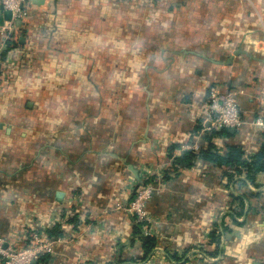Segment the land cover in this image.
Wrapping results in <instances>:
<instances>
[{
    "label": "crops",
    "instance_id": "0c3cea01",
    "mask_svg": "<svg viewBox=\"0 0 264 264\" xmlns=\"http://www.w3.org/2000/svg\"><path fill=\"white\" fill-rule=\"evenodd\" d=\"M27 11L17 59L0 48L14 62L0 76V239L18 248L25 230L59 233L34 264H264V174L174 164L195 140L220 155L260 149L264 0H45ZM210 85L238 93L244 125L230 135L202 131ZM154 180L157 244L139 262L132 219L113 208Z\"/></svg>",
    "mask_w": 264,
    "mask_h": 264
},
{
    "label": "built area",
    "instance_id": "2783aa9c",
    "mask_svg": "<svg viewBox=\"0 0 264 264\" xmlns=\"http://www.w3.org/2000/svg\"><path fill=\"white\" fill-rule=\"evenodd\" d=\"M156 2L160 0H154ZM28 7H33L29 0H0V48L6 45L8 41L14 39L13 34L16 32L15 21L22 22L28 17ZM8 11L11 14V20L7 21L2 18L3 12ZM15 40V39H14ZM2 46V47H1ZM16 55V56H15ZM13 57H16L15 53ZM12 60L1 59L0 49V76L8 74L14 62ZM16 61V60H15ZM238 93L224 87L218 89L211 85L208 88L206 100L203 103V130L210 132L212 130H238L243 125L241 110L237 99ZM261 105L257 115L252 120L251 125L264 131V94L259 97ZM197 138V137H196ZM181 151H198L199 145L197 140L192 143L181 146ZM161 182L151 181L146 185L136 189L130 201L122 202L117 209L128 213L133 223L140 224L143 236L156 237L155 231L151 228L152 220L146 212V204L151 197L160 190ZM20 247L6 244L0 239V264H31L39 260L42 256L52 254L53 245L61 242L60 237H52L45 232L35 233L24 231L22 237H18Z\"/></svg>",
    "mask_w": 264,
    "mask_h": 264
},
{
    "label": "trees",
    "instance_id": "16d2710c",
    "mask_svg": "<svg viewBox=\"0 0 264 264\" xmlns=\"http://www.w3.org/2000/svg\"><path fill=\"white\" fill-rule=\"evenodd\" d=\"M143 3V2H142ZM142 3L141 6H142ZM5 52L7 54L14 56L17 53L18 44L14 41H8L6 43ZM5 56H2L1 52V59L5 60ZM14 65V64H13ZM11 75L10 69L8 74H6V78H9ZM211 86V85H210ZM214 135H230L228 130L221 129V130H212L209 132V136L212 137ZM262 136V143L260 149L253 155L249 157H244V151L241 146L238 145H228L225 149V154L220 155L214 149L213 145L209 144L207 150H200L197 153L194 151H184L180 157L175 158L174 164L184 165L186 167L191 165V162L195 161L196 159H204L208 162L213 163L218 167H225L228 169H234L236 174L241 172V169L245 172V176L247 180L252 181L257 174L263 173L264 174V131L261 134ZM229 177V173H227ZM133 191L131 193V198L134 195ZM130 198V199H131ZM130 199L128 201H130ZM133 222V221H132ZM133 234L132 236L140 243V248L142 250V255L140 256L141 261H145L148 259L150 254L153 252L154 247L156 246V239L154 237L143 236V232L141 229L140 224L133 223ZM49 236H52V231H48ZM57 233L56 235H58ZM60 235V234H59ZM171 260L175 261L176 264H183L184 260L182 257L171 256ZM181 260L183 262H181Z\"/></svg>",
    "mask_w": 264,
    "mask_h": 264
},
{
    "label": "water",
    "instance_id": "95a60500",
    "mask_svg": "<svg viewBox=\"0 0 264 264\" xmlns=\"http://www.w3.org/2000/svg\"><path fill=\"white\" fill-rule=\"evenodd\" d=\"M29 1H30V4H32L33 6L40 7L44 4L45 0H29ZM2 18L4 20L9 21V20H11V14L8 11L3 12ZM20 25H21V22L19 20L15 21V26L20 27ZM236 54H237V52L233 53V55H236ZM228 131L233 132L234 130L229 129ZM34 263H35V261H33L31 264H34Z\"/></svg>",
    "mask_w": 264,
    "mask_h": 264
},
{
    "label": "rangeland",
    "instance_id": "374dc122",
    "mask_svg": "<svg viewBox=\"0 0 264 264\" xmlns=\"http://www.w3.org/2000/svg\"><path fill=\"white\" fill-rule=\"evenodd\" d=\"M32 64H34V65H36L34 62L32 63ZM36 66H34L33 67V71H35V68ZM38 67H39V65H38ZM39 69V68H38ZM122 198H124V194H122V196H121V199ZM122 202H124V199L123 200H121L120 202H118L117 204H115V207L113 208V211L114 212H120L121 210H118L117 209V207H118V205H121L122 204ZM111 209V208H110ZM121 212H123V211H121ZM124 213H126V212H124ZM126 214H128V213H126ZM128 216L131 218V216L128 214ZM132 219V218H131ZM107 226H113V225H111V224H108ZM153 229V228H152ZM123 241V239H119V242L121 243ZM123 246L122 245H120V244H118V247H117V249H116V251L114 252V254H116L117 253V250L119 249V248H122ZM140 260V259H139ZM139 262H141V260L139 261Z\"/></svg>",
    "mask_w": 264,
    "mask_h": 264
}]
</instances>
